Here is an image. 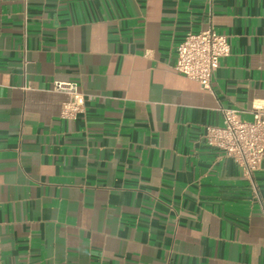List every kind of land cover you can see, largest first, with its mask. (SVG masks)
I'll use <instances>...</instances> for the list:
<instances>
[{"label": "crops", "instance_id": "0c3cea01", "mask_svg": "<svg viewBox=\"0 0 264 264\" xmlns=\"http://www.w3.org/2000/svg\"><path fill=\"white\" fill-rule=\"evenodd\" d=\"M210 27L213 91L174 69ZM258 105L264 0H0V264H264V160L204 139Z\"/></svg>", "mask_w": 264, "mask_h": 264}, {"label": "built area", "instance_id": "2783aa9c", "mask_svg": "<svg viewBox=\"0 0 264 264\" xmlns=\"http://www.w3.org/2000/svg\"><path fill=\"white\" fill-rule=\"evenodd\" d=\"M230 53L228 36L215 28L189 32L177 47L174 69L213 91L215 72L221 59ZM53 90L68 96L63 105L64 117L75 119L85 111L86 96L78 82L56 80ZM222 112L223 124L206 126L204 139L234 158L244 175L251 178L264 160V105L254 106L252 120L243 119L238 109L224 108Z\"/></svg>", "mask_w": 264, "mask_h": 264}]
</instances>
